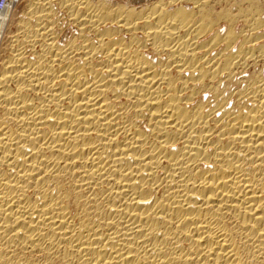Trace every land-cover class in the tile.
<instances>
[{
  "label": "bare ground",
  "instance_id": "1",
  "mask_svg": "<svg viewBox=\"0 0 264 264\" xmlns=\"http://www.w3.org/2000/svg\"><path fill=\"white\" fill-rule=\"evenodd\" d=\"M187 1L0 14V264H264V10Z\"/></svg>",
  "mask_w": 264,
  "mask_h": 264
},
{
  "label": "rangeland",
  "instance_id": "2",
  "mask_svg": "<svg viewBox=\"0 0 264 264\" xmlns=\"http://www.w3.org/2000/svg\"><path fill=\"white\" fill-rule=\"evenodd\" d=\"M106 1H108V2H111V4L113 3H115V4H120V5H126V6H134L135 8H139V7H141L142 5H150L151 3H153L155 0H106ZM157 1V0H156ZM201 2L202 1H205V0H200ZM216 0H206L205 2H207V4H209V7L210 8H213V9H210L211 11H213V12H219L220 10H227V8L228 7H226L225 6V1L224 0H221V2H215ZM244 2V0L242 1V3ZM252 2L254 3V2H256V3H254V4H259V6L261 7V8H263L262 10H264V1L263 2H261V1H257V0H252ZM259 2V3H258ZM27 0L25 1V0H21L20 1V3H18L14 8H13V10L11 11V15H13V17H12V23H8L9 24V26H8V30H9V32H13L14 33V31H15V24H16V20H18V19H20L21 18V16H23V11L25 12V10H26V8H27ZM241 3V2H240ZM239 3V4H240ZM176 4V5H175ZM236 5L237 4V2H234V3H231L230 5L232 6V5ZM239 4H237V5H239ZM181 5V6H180ZM193 1L191 2V1H187V0H177V2L176 3H174V4H172L171 5V9H175L176 8V6H177V8L178 7H184V8H186V9H193ZM227 5V4H226ZM223 6H225V7H223ZM245 6H243V8H244ZM235 8V6H233V7H230V11H231V13L233 12V14H235L236 13V11H234L233 9ZM233 11H232V10ZM22 10V11H21ZM15 11V12H14ZM14 12V13H13ZM22 14V15H21ZM15 15V16H14ZM19 16H20V18H19ZM262 18H264V14H262ZM16 19V20H15ZM15 21V22H14ZM62 22V27H61V33L63 34V35H65V34H70V28L68 27V26H66V24L64 23V20H62L61 21ZM216 26H218L216 29H219V31H221V35L227 30V26H228V24L225 22V20H219L218 21V24L216 25ZM232 27H233V29H235V32L236 33H239V32H241L242 31V33H244V35H246L247 33H248V27H247V25H245V23L243 22V20L242 19H239V20H236V23H234V24H232L231 25ZM65 28H66V31H65ZM63 29V30H62ZM224 29V30H223ZM222 31H224V32H222ZM246 32V34H245V32ZM64 32V33H63ZM264 32V29H263V31L261 30L259 33H263ZM263 36H264V33L262 34ZM211 35H205V36H203V38H202V40H206V39H208L209 37H210ZM206 37V38H205ZM263 39H264V37H263ZM241 39H239V41H240ZM7 41H8V38L7 37H5V39H4V41H2V44L0 45V47H4V44L6 45V43H7ZM237 48V44L235 45V49ZM217 52V50L214 48L213 49V54L214 53H216ZM198 99V98H197Z\"/></svg>",
  "mask_w": 264,
  "mask_h": 264
},
{
  "label": "built area",
  "instance_id": "3",
  "mask_svg": "<svg viewBox=\"0 0 264 264\" xmlns=\"http://www.w3.org/2000/svg\"><path fill=\"white\" fill-rule=\"evenodd\" d=\"M21 0H14L13 4L9 0H0V14L12 11ZM14 6V7H13Z\"/></svg>",
  "mask_w": 264,
  "mask_h": 264
}]
</instances>
